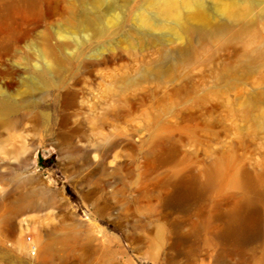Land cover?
<instances>
[{
    "label": "rangeland",
    "instance_id": "1",
    "mask_svg": "<svg viewBox=\"0 0 264 264\" xmlns=\"http://www.w3.org/2000/svg\"><path fill=\"white\" fill-rule=\"evenodd\" d=\"M153 1L0 0V264H264V131L241 105L264 63L220 79L264 37V0H181L202 5H178L188 27L254 20L160 79L182 47ZM48 49L64 65L44 87ZM21 196L47 206L11 222Z\"/></svg>",
    "mask_w": 264,
    "mask_h": 264
},
{
    "label": "bare ground",
    "instance_id": "2",
    "mask_svg": "<svg viewBox=\"0 0 264 264\" xmlns=\"http://www.w3.org/2000/svg\"><path fill=\"white\" fill-rule=\"evenodd\" d=\"M186 6L189 16H198L202 12V5L198 2L196 3H186L181 0H154L153 5L162 15H169L171 12H175L176 20L174 21V26L177 31H174V40L180 43L182 51L179 53L178 62L170 65H163L160 63L155 68L146 72V75L151 79L165 78L168 73L170 74L172 69L179 63H185L190 58V53L187 49L194 42H213L224 38L227 35L230 36H240L247 32L249 26L253 23V18L242 19L235 15L231 11L223 12L222 16L224 21L213 23V25H208V23H201L199 26L188 27L185 26L181 21L180 15L177 12L178 5ZM16 4L13 1H8L5 5L7 11H13ZM85 15L84 20L88 24L92 21L91 18ZM144 25L152 26L149 20L144 18L141 19ZM173 30V29H172ZM254 44L252 48H246L244 52L238 57L235 64L229 68H226L220 76L226 84H231L235 82L238 77L247 74L262 63H264V37L249 38V45ZM47 54L51 57L50 62L44 64V68L37 70L35 72L34 80L35 82L46 86L49 84L50 72L56 69H60L64 64L61 60L55 58L51 49L47 50ZM114 87L117 89L118 86L115 82ZM69 93H65L64 100L69 103ZM242 107L251 114V119L253 123L260 129L264 131V91L257 92L241 101ZM13 111H15V105L10 102L9 97L5 95L0 89V114L4 117H8ZM47 206L44 201H38L35 197L21 196L13 200L8 207V218L7 220H14L18 216L30 212L37 211ZM40 232H34L35 236H39ZM45 234H50V232H45ZM48 244V243H47ZM43 245V250L49 251L51 248L49 245ZM32 248L35 251L34 246ZM52 249V248H51ZM49 253V252H48Z\"/></svg>",
    "mask_w": 264,
    "mask_h": 264
},
{
    "label": "built area",
    "instance_id": "3",
    "mask_svg": "<svg viewBox=\"0 0 264 264\" xmlns=\"http://www.w3.org/2000/svg\"><path fill=\"white\" fill-rule=\"evenodd\" d=\"M30 254L31 255H34L35 254V251H34V249L32 247H30Z\"/></svg>",
    "mask_w": 264,
    "mask_h": 264
}]
</instances>
